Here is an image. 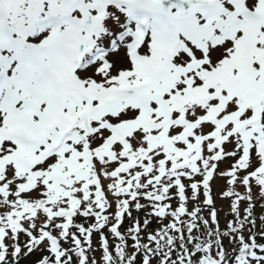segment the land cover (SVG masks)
<instances>
[{"label": "snow or ice", "instance_id": "snow-or-ice-1", "mask_svg": "<svg viewBox=\"0 0 264 264\" xmlns=\"http://www.w3.org/2000/svg\"><path fill=\"white\" fill-rule=\"evenodd\" d=\"M0 264H264V0H0Z\"/></svg>", "mask_w": 264, "mask_h": 264}]
</instances>
